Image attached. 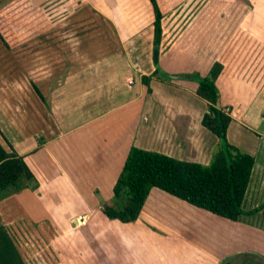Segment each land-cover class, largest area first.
Instances as JSON below:
<instances>
[{
	"label": "crops",
	"instance_id": "0c3cea01",
	"mask_svg": "<svg viewBox=\"0 0 264 264\" xmlns=\"http://www.w3.org/2000/svg\"><path fill=\"white\" fill-rule=\"evenodd\" d=\"M12 1L0 0L1 16ZM26 1L31 12L3 24L11 46L0 41V131L36 181L0 191V264H112L115 244L127 252L122 264H151L136 245L153 243L191 250L184 264L264 259V0H156V73L149 0ZM94 16L96 40L80 41L75 25ZM214 62L218 105L232 117L227 139L254 157L242 209L258 210L233 221L152 187L135 221L106 217L101 205L131 146L211 162L219 140L201 123L207 102L195 77ZM142 75H151L149 92ZM26 94L35 95L31 111L19 104ZM80 216L86 223L75 225Z\"/></svg>",
	"mask_w": 264,
	"mask_h": 264
},
{
	"label": "trees",
	"instance_id": "16d2710c",
	"mask_svg": "<svg viewBox=\"0 0 264 264\" xmlns=\"http://www.w3.org/2000/svg\"><path fill=\"white\" fill-rule=\"evenodd\" d=\"M149 1L154 12L152 59L156 65L154 72L156 73L163 14L156 0ZM26 2V0H14L3 8L8 22H15L31 12ZM5 17L0 15V40L9 48L11 46L9 40L2 31L3 24L7 22ZM221 69L222 65L214 62L208 75L195 77L198 81L196 94L207 102V111L203 114L201 123L219 140L211 162L203 165L131 146L113 185L112 200L101 205L106 217L121 222L135 221L152 187H157L196 207L233 221L242 214L258 210L256 208L245 212L242 209L254 157L242 152L227 139V129L232 117L228 110L219 107L220 92L215 83ZM150 79L151 75L141 76V81L146 85L148 92L151 91ZM0 136L4 142L3 144L0 141V191L8 186L22 188L27 186L29 181L35 182L34 174L24 158L18 154L1 131Z\"/></svg>",
	"mask_w": 264,
	"mask_h": 264
},
{
	"label": "rangeland",
	"instance_id": "374dc122",
	"mask_svg": "<svg viewBox=\"0 0 264 264\" xmlns=\"http://www.w3.org/2000/svg\"><path fill=\"white\" fill-rule=\"evenodd\" d=\"M82 13H84V12H82ZM73 19H75V18H73ZM84 22H88L87 28H85V29L83 27L75 25V27H78L77 28V32H78L77 38H79L80 41L84 40L86 38L96 40V38H93V36H95V33H96L95 29L97 26L100 27L101 23L97 22V19L95 16L93 17V19H86ZM126 23H130V21L126 20ZM70 25H71L70 23H67L66 25H63V26L65 27V26H70ZM106 27H107V25L103 26L104 41L107 43H110V46L112 47V45L114 44L113 37H112V35L111 36L109 35L108 31H110V30H107ZM1 43H2V41H1ZM88 51L90 52V48ZM93 52L94 51H92L90 53H93ZM103 52L105 54L104 60H106V59L111 60L112 59L113 56L112 57L108 56L109 52L107 50H103ZM101 54L102 53H100L99 56H101ZM114 58L116 59L117 57H113V60H114ZM4 59H8V60L14 59L15 60L14 56L9 55V54L4 56ZM25 98L22 100L19 99L20 100L19 104H21V106L24 110L31 111L32 107H34L36 105L35 95H33V97H32V95L29 96L26 94ZM41 98L43 99V97H41ZM43 101L46 103L45 99ZM44 117L46 118L45 122L49 123L50 122L49 116L47 115ZM29 120L31 121V119H29ZM38 124L46 125L44 123V121L42 120V118L40 119V123H38ZM32 126H37V121L36 122L31 121L30 127H32ZM41 134L44 135L45 132H42ZM190 244H192V241H190ZM143 246L144 245H140V244L136 245V248H137L136 250L141 255H145L147 257V259H150L151 264H184L186 257H187L188 262H190V263L192 262V254L193 253L191 252V250H186V248L182 247L179 244L165 243V244L161 245V244L153 243V244H147V245H145V247H143ZM114 247H115V250L113 253V258L111 259L112 264L124 263L121 260L123 257L127 256V252H126L125 248L123 246L122 247L118 246L117 244H115ZM145 248H146V251H144ZM128 252H129V258H130V254L132 253V249L129 248ZM247 255H249V254H247ZM247 255L244 252L243 253H234V255L228 259L229 262L225 263V264H264V259H261L257 256H252V255L247 256ZM234 257H238V258L233 260L232 258H234ZM76 261L82 262L83 259L78 257L76 259Z\"/></svg>",
	"mask_w": 264,
	"mask_h": 264
},
{
	"label": "built area",
	"instance_id": "2783aa9c",
	"mask_svg": "<svg viewBox=\"0 0 264 264\" xmlns=\"http://www.w3.org/2000/svg\"><path fill=\"white\" fill-rule=\"evenodd\" d=\"M131 83V81H129ZM75 225H84L86 223V220L84 216H80L74 219Z\"/></svg>",
	"mask_w": 264,
	"mask_h": 264
}]
</instances>
